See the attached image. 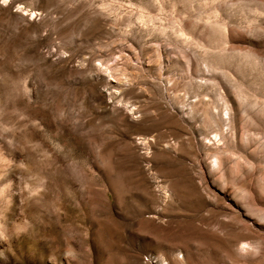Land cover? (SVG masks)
Returning <instances> with one entry per match:
<instances>
[{"label":"rangeland","instance_id":"1","mask_svg":"<svg viewBox=\"0 0 264 264\" xmlns=\"http://www.w3.org/2000/svg\"><path fill=\"white\" fill-rule=\"evenodd\" d=\"M0 264H264V0H0Z\"/></svg>","mask_w":264,"mask_h":264}]
</instances>
